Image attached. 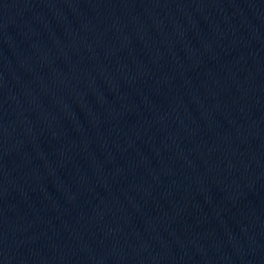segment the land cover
I'll return each mask as SVG.
<instances>
[{
	"label": "water",
	"instance_id": "1",
	"mask_svg": "<svg viewBox=\"0 0 264 264\" xmlns=\"http://www.w3.org/2000/svg\"><path fill=\"white\" fill-rule=\"evenodd\" d=\"M0 264H264V0H0Z\"/></svg>",
	"mask_w": 264,
	"mask_h": 264
}]
</instances>
